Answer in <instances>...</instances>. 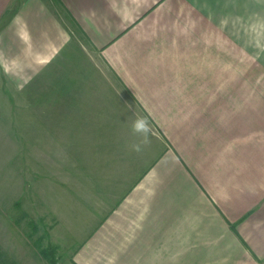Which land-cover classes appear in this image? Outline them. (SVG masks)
Returning a JSON list of instances; mask_svg holds the SVG:
<instances>
[{
	"label": "crops",
	"instance_id": "1",
	"mask_svg": "<svg viewBox=\"0 0 264 264\" xmlns=\"http://www.w3.org/2000/svg\"><path fill=\"white\" fill-rule=\"evenodd\" d=\"M32 21L48 55L75 26L155 130L58 264H264V0H0L1 65Z\"/></svg>",
	"mask_w": 264,
	"mask_h": 264
},
{
	"label": "rangeland",
	"instance_id": "2",
	"mask_svg": "<svg viewBox=\"0 0 264 264\" xmlns=\"http://www.w3.org/2000/svg\"><path fill=\"white\" fill-rule=\"evenodd\" d=\"M33 24L28 52L16 38L11 56L6 46L1 54L0 264H11L7 253L17 264H58L66 244L86 235L88 195L113 203L132 184L138 154L130 125L142 113L99 52L68 23V43L48 55L52 33L39 38Z\"/></svg>",
	"mask_w": 264,
	"mask_h": 264
},
{
	"label": "clouds",
	"instance_id": "3",
	"mask_svg": "<svg viewBox=\"0 0 264 264\" xmlns=\"http://www.w3.org/2000/svg\"><path fill=\"white\" fill-rule=\"evenodd\" d=\"M128 109H131V105L127 106ZM134 119H132L130 125V131L133 136L138 138V142L132 143L130 145L133 151H141L142 146H147L151 143V137L154 135V128L152 123L146 116L136 115L133 113Z\"/></svg>",
	"mask_w": 264,
	"mask_h": 264
}]
</instances>
